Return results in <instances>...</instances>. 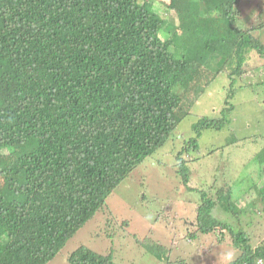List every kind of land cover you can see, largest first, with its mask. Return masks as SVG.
Instances as JSON below:
<instances>
[{"label": "trees", "instance_id": "trees-1", "mask_svg": "<svg viewBox=\"0 0 264 264\" xmlns=\"http://www.w3.org/2000/svg\"><path fill=\"white\" fill-rule=\"evenodd\" d=\"M239 1L0 0V264H47L165 143L208 86L209 77L192 97L175 91L192 65L214 70L210 82L226 73L222 111L231 112V79L244 72L228 66L233 52L250 47L264 57V16L252 23ZM162 11L177 23L167 26ZM227 113L194 124L176 156L183 183L192 160L183 151H196L198 130L220 129ZM256 183L233 203L223 188L215 198L202 193L189 237L215 230L222 240L225 230L238 250L229 264L264 260V233L250 234L239 220L260 211L251 191L264 211ZM216 207L238 220L216 218ZM148 249L157 259L167 250ZM68 261L118 264L84 245Z\"/></svg>", "mask_w": 264, "mask_h": 264}, {"label": "rangeland", "instance_id": "rangeland-1", "mask_svg": "<svg viewBox=\"0 0 264 264\" xmlns=\"http://www.w3.org/2000/svg\"><path fill=\"white\" fill-rule=\"evenodd\" d=\"M159 1L168 4V0ZM258 12L264 16V0L239 1L238 13L243 17L252 14V23L261 20ZM161 15L167 26L177 23L174 13L162 11ZM228 66L231 69L240 66L244 71L231 79L235 82L230 99L234 105L231 112L222 111L229 106L224 103V93L230 82L226 73L218 74L210 82L214 70L205 67L208 69L204 70L205 74L197 64L192 65L187 80L176 86L177 93L192 97V86L196 87L208 77L209 81L188 116L174 128L162 146L128 174L108 195L102 208L47 264H70L68 256L81 245L100 254H110L118 264H229L238 256L225 230L222 240H217L215 230L210 233L197 231L192 239L189 237L194 231L191 223L202 193L215 198L217 190L223 188V193H229L233 203L256 179L258 189L264 193V155L261 153L264 146V57L253 48L242 47L233 52ZM224 112L228 121L220 129L198 130L197 150L183 151L182 158H192L186 162L187 182L183 183L175 168H179L176 166L178 151L186 140L195 137L197 129L193 126L201 117L218 118ZM4 154L7 153L4 151ZM248 194L251 206L260 211L246 210L239 220L250 234L264 233V211L257 204L258 198L254 199L253 191ZM212 215L229 222L238 220L217 207ZM150 244L167 250H162L157 259L148 249ZM258 264H264V260Z\"/></svg>", "mask_w": 264, "mask_h": 264}]
</instances>
